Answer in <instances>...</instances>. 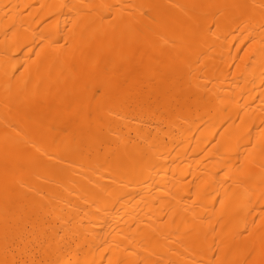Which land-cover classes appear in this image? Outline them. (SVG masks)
<instances>
[{
  "label": "bare ground",
  "instance_id": "1",
  "mask_svg": "<svg viewBox=\"0 0 264 264\" xmlns=\"http://www.w3.org/2000/svg\"><path fill=\"white\" fill-rule=\"evenodd\" d=\"M0 264H264V0H0Z\"/></svg>",
  "mask_w": 264,
  "mask_h": 264
}]
</instances>
